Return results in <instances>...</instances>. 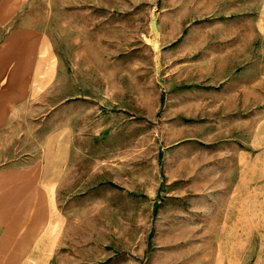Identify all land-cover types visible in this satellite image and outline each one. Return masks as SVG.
<instances>
[{"label": "rangeland", "instance_id": "obj_1", "mask_svg": "<svg viewBox=\"0 0 264 264\" xmlns=\"http://www.w3.org/2000/svg\"><path fill=\"white\" fill-rule=\"evenodd\" d=\"M34 6L58 25L55 39L61 24L68 31L70 74L83 81L69 85L70 96L84 94L85 143L79 193L69 202L78 205L85 240L96 241L86 242L85 251L115 253L120 264H163L164 258L189 264V252L203 249L190 240L189 223L205 216V156L222 141L242 145L258 117L264 120V98L229 101L228 113H212L203 73L195 75L190 65L204 70L207 45L239 43L246 78L260 67L264 81V38L255 30L261 0H45ZM237 18L244 20L243 36ZM83 44L95 51L81 52L84 72L76 73Z\"/></svg>", "mask_w": 264, "mask_h": 264}, {"label": "crops", "instance_id": "obj_2", "mask_svg": "<svg viewBox=\"0 0 264 264\" xmlns=\"http://www.w3.org/2000/svg\"><path fill=\"white\" fill-rule=\"evenodd\" d=\"M43 2L0 0V264H120L115 253L85 251L86 242L96 241L85 240L78 205L69 202L79 193L85 147L84 94L70 96L69 85L83 81L70 74L68 31L61 24V39H55L58 25L34 6ZM200 20L208 17L194 22ZM242 20L236 30L243 36ZM255 24L264 38V0ZM85 48L95 51L94 45L77 46L76 73L84 72ZM205 52L204 70L196 62L190 68L203 73L212 113H228L229 101L264 98L260 67L245 76L244 45L216 43ZM263 123L258 117L242 145L222 141L205 156V216L189 223L190 240L203 249L189 252V264H264Z\"/></svg>", "mask_w": 264, "mask_h": 264}, {"label": "water", "instance_id": "obj_3", "mask_svg": "<svg viewBox=\"0 0 264 264\" xmlns=\"http://www.w3.org/2000/svg\"><path fill=\"white\" fill-rule=\"evenodd\" d=\"M152 27H153V29L155 31L156 30V21L155 20L152 21Z\"/></svg>", "mask_w": 264, "mask_h": 264}, {"label": "trees", "instance_id": "obj_4", "mask_svg": "<svg viewBox=\"0 0 264 264\" xmlns=\"http://www.w3.org/2000/svg\"><path fill=\"white\" fill-rule=\"evenodd\" d=\"M161 101H163V95L161 96Z\"/></svg>", "mask_w": 264, "mask_h": 264}]
</instances>
